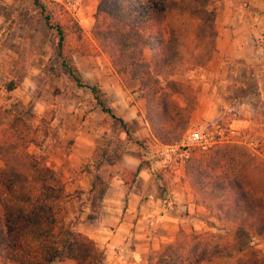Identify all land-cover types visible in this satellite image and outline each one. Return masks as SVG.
<instances>
[{"label": "trees", "instance_id": "1", "mask_svg": "<svg viewBox=\"0 0 264 264\" xmlns=\"http://www.w3.org/2000/svg\"><path fill=\"white\" fill-rule=\"evenodd\" d=\"M174 1L100 0L88 33L63 4L32 0L44 27L55 35L56 59L77 86L89 89L103 112L119 121L132 139L127 123L113 114L101 89L87 85L79 73L76 56L106 55L125 83L138 84V92L146 100V120L151 134L168 146L180 141L198 107L194 90L182 83H177V92L184 96V105L168 102L170 96L165 99L166 94L160 91V80L152 74L145 55L146 49L151 50L161 69L183 59L179 37L173 28H167ZM209 4L210 0H192L188 8L198 20L194 47L199 53L190 61V70L205 66L214 53L215 13ZM27 135L22 130L0 127V264H55L63 260L102 264L103 254L96 243L68 225L66 203L70 195L59 179L42 170L38 159L27 152ZM260 151L264 156V143ZM246 157L242 149L232 145L192 149L186 159V177L196 193L208 198L213 190L227 189L212 176L213 165L236 169ZM250 165H244L246 172H238L239 178L234 181L239 200L234 211L224 202L217 213L206 199L199 203L225 226L236 227L226 233L181 232L175 243L161 254L158 264H230L234 256L244 252L254 254V260H262L264 264V252L250 243L255 235L264 239V199L250 197L244 191ZM138 174L139 171H125L122 180L132 188ZM228 201L232 202V198Z\"/></svg>", "mask_w": 264, "mask_h": 264}, {"label": "crops", "instance_id": "2", "mask_svg": "<svg viewBox=\"0 0 264 264\" xmlns=\"http://www.w3.org/2000/svg\"><path fill=\"white\" fill-rule=\"evenodd\" d=\"M209 8L215 13L214 53L193 71L201 87L195 117L241 114L229 126L263 130L264 0H210ZM76 63L84 82L98 86L113 114L127 123L132 139L95 98L70 104L65 94L49 117L46 149L32 144L28 152L64 186L67 219L78 220L73 230L96 243L104 264H152L179 233L204 228L213 217L197 202L186 168L167 170L172 157L152 136L138 90L128 91L106 55L76 56ZM125 171H139L132 188L122 180Z\"/></svg>", "mask_w": 264, "mask_h": 264}, {"label": "rangeland", "instance_id": "3", "mask_svg": "<svg viewBox=\"0 0 264 264\" xmlns=\"http://www.w3.org/2000/svg\"><path fill=\"white\" fill-rule=\"evenodd\" d=\"M54 1L63 4L74 14L84 30L90 32L100 0ZM191 4L192 0H175L174 12L167 22V28H173L179 37L180 49L183 52L181 62L172 67L161 69L156 63L153 52L149 49L145 51V55L151 63L152 74L160 80V91L166 94L165 99L170 96L171 100L168 102H176L180 106L184 105V96L177 92V83L192 88L197 97V91L201 89L197 85V79L193 76V71L199 66L192 70L189 69L190 61L194 55L199 53L194 47L196 42L195 27L198 20L188 10ZM197 15L195 14V16ZM55 43V35L44 27L38 11L32 5V0H12L9 4H0V127L26 132L28 134V143L25 146L27 152L32 144L41 151L46 149L45 140L52 130L49 117L54 113L55 103L57 105L65 103L63 100L65 94L68 96L66 101L70 104L73 103L72 101L78 104L87 103L94 98L89 89L79 88L69 74L61 68V62L56 59L54 54ZM99 60L102 64H106L104 58ZM88 73L92 74V69H89ZM128 83L129 92L138 90V84ZM13 86L15 88L10 90ZM206 104L207 102L204 103L205 106ZM195 114L194 112L191 117L188 130L176 144L183 140L189 130L202 131L204 134L210 135L217 127L227 126L234 119L243 117L241 114H236L233 117L217 115L214 121H210L204 117H195ZM256 119L260 120V116ZM253 120L255 121L254 117ZM259 128L253 127L248 133L251 137L260 139V142L258 141L259 154L253 155L250 150L243 146L232 145L245 152L247 157L244 159V163L236 169L220 164L213 165L210 169L212 176L218 184H225L227 189L224 191L213 190L208 198L192 189L198 203L206 199L214 213H217L224 202L234 211L236 204L239 203L234 181L239 178L237 177L238 172H246L243 168L244 165L248 164H251V167L246 173L248 178L244 191L250 197L256 196L264 199V156L260 151L261 144L264 143V129ZM167 170L171 172L172 168L168 166ZM229 197L232 198V202L228 201ZM211 216L213 219L207 221L204 228L188 234L226 233L233 226L236 227L235 224L225 226L213 214ZM77 222L78 220L69 221L67 219L70 226L71 223ZM250 243L256 250L264 252V239L262 237L255 235L251 237ZM254 256V254L251 255L246 252L239 253L234 256L230 264H261L262 260H254ZM158 260L153 261L152 264H158ZM55 264H76V262L63 260ZM102 264H104L103 259Z\"/></svg>", "mask_w": 264, "mask_h": 264}, {"label": "built area", "instance_id": "4", "mask_svg": "<svg viewBox=\"0 0 264 264\" xmlns=\"http://www.w3.org/2000/svg\"><path fill=\"white\" fill-rule=\"evenodd\" d=\"M219 145H240L250 150L253 155L259 154L258 142L255 138L232 126L217 127L210 135L204 134L202 131L189 130L180 143L164 146V150L172 157L167 166L179 169L182 165L183 168H186V159L190 150H206ZM173 157L177 159L174 161Z\"/></svg>", "mask_w": 264, "mask_h": 264}]
</instances>
